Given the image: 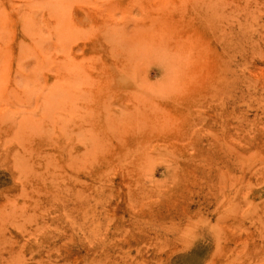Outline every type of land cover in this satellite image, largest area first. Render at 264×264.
<instances>
[{"label":"rangeland","instance_id":"rangeland-1","mask_svg":"<svg viewBox=\"0 0 264 264\" xmlns=\"http://www.w3.org/2000/svg\"><path fill=\"white\" fill-rule=\"evenodd\" d=\"M0 264H264V0H0Z\"/></svg>","mask_w":264,"mask_h":264}]
</instances>
